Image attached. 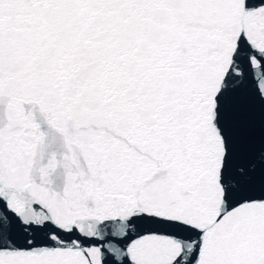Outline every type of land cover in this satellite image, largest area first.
Listing matches in <instances>:
<instances>
[{
    "label": "snow or ice",
    "instance_id": "6c2138e0",
    "mask_svg": "<svg viewBox=\"0 0 264 264\" xmlns=\"http://www.w3.org/2000/svg\"><path fill=\"white\" fill-rule=\"evenodd\" d=\"M0 264H264V0H0Z\"/></svg>",
    "mask_w": 264,
    "mask_h": 264
}]
</instances>
